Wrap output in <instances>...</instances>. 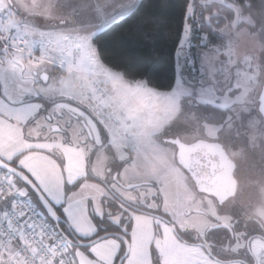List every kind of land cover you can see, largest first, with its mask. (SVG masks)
I'll return each instance as SVG.
<instances>
[{"label":"snow or ice","instance_id":"snow-or-ice-1","mask_svg":"<svg viewBox=\"0 0 264 264\" xmlns=\"http://www.w3.org/2000/svg\"><path fill=\"white\" fill-rule=\"evenodd\" d=\"M171 9L0 0V264H264V0Z\"/></svg>","mask_w":264,"mask_h":264},{"label":"trees","instance_id":"trees-1","mask_svg":"<svg viewBox=\"0 0 264 264\" xmlns=\"http://www.w3.org/2000/svg\"><path fill=\"white\" fill-rule=\"evenodd\" d=\"M172 3L173 0H144V10L121 29L126 39L135 44L139 38L150 33V39H155L157 43L166 41L170 46L175 31ZM127 54L125 51L112 53L117 58H125Z\"/></svg>","mask_w":264,"mask_h":264},{"label":"flooded vegetation","instance_id":"flooded-vegetation-1","mask_svg":"<svg viewBox=\"0 0 264 264\" xmlns=\"http://www.w3.org/2000/svg\"><path fill=\"white\" fill-rule=\"evenodd\" d=\"M255 191L250 187H245V189L241 192V196L244 199L255 197Z\"/></svg>","mask_w":264,"mask_h":264}]
</instances>
